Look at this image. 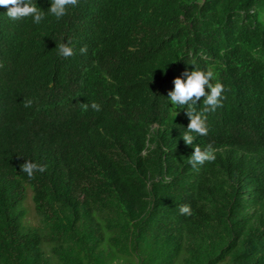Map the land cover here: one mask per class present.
<instances>
[{
	"label": "trees",
	"instance_id": "16d2710c",
	"mask_svg": "<svg viewBox=\"0 0 264 264\" xmlns=\"http://www.w3.org/2000/svg\"><path fill=\"white\" fill-rule=\"evenodd\" d=\"M6 10L0 114L21 136L0 142V264H264V0H79L40 25ZM190 64L224 86L194 141L216 159L195 168L167 101Z\"/></svg>",
	"mask_w": 264,
	"mask_h": 264
},
{
	"label": "clouds",
	"instance_id": "9594fccd",
	"mask_svg": "<svg viewBox=\"0 0 264 264\" xmlns=\"http://www.w3.org/2000/svg\"><path fill=\"white\" fill-rule=\"evenodd\" d=\"M49 2L50 6L46 11L41 10L35 0H0V7L7 9L4 15L11 21L30 19L32 24L40 25L49 16L53 17L56 21H60L77 7L79 0H49ZM56 49L59 57L68 58L73 55V47L70 41L61 42L56 46ZM86 51V48L80 49L81 53H85ZM190 65H193L192 71H185L181 77L173 80V88L167 94V101L171 105L170 111L174 117L183 110L185 116L188 118L189 122L187 127L183 128L181 139L185 145L193 146L192 154L188 157L187 162L195 168L197 165H203L205 162H212L216 159V149L211 144L201 150L198 144H194V141H197L198 137L208 134L209 129L206 122V114L215 112L222 106L221 101L224 99L222 95L224 86L219 82L217 73L212 68L201 70L196 68L194 64ZM45 94L48 95V93ZM201 97H203V108L198 110ZM31 104L32 101L29 100L24 106L30 107ZM82 107L84 111H88L89 108L95 112L101 110V106L95 102L82 104ZM18 110L24 113L23 109ZM16 116L22 118L23 114L16 113ZM14 121L18 123V120L14 119ZM10 123L3 114H0V142H8V145H1L3 148L1 158L14 149L13 143L18 141L21 136L20 134L16 135L12 130L14 138H10ZM6 125L8 128L4 129ZM20 171L29 178H32L34 173H43L45 166L24 160L20 165ZM28 197H30L29 194ZM179 213L189 216L192 214L191 208L188 205H181Z\"/></svg>",
	"mask_w": 264,
	"mask_h": 264
},
{
	"label": "rangeland",
	"instance_id": "374dc122",
	"mask_svg": "<svg viewBox=\"0 0 264 264\" xmlns=\"http://www.w3.org/2000/svg\"><path fill=\"white\" fill-rule=\"evenodd\" d=\"M28 194L30 195V197H28V200L26 202L27 203L26 204V209L29 211V214H28V216L26 218V221L29 222L32 225H38L40 220H39V218H36V216L34 215V213L32 211L33 203H32V199L31 198H32L33 194H32L31 189L27 190V196H28ZM46 249H48V248L46 247Z\"/></svg>",
	"mask_w": 264,
	"mask_h": 264
}]
</instances>
